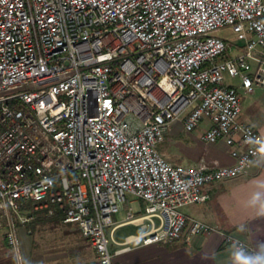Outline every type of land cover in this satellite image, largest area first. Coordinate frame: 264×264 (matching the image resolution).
Returning a JSON list of instances; mask_svg holds the SVG:
<instances>
[{"label":"built area","instance_id":"obj_1","mask_svg":"<svg viewBox=\"0 0 264 264\" xmlns=\"http://www.w3.org/2000/svg\"><path fill=\"white\" fill-rule=\"evenodd\" d=\"M226 28L244 42L235 57L213 35ZM227 75L247 93L264 86L263 0H0V231L16 264L18 226L39 216L77 224L97 264H115L138 239L214 234L180 209L264 157ZM178 120L187 132L207 124L202 139L224 142L233 165L169 162L158 146ZM127 195L144 205L123 224L144 233L112 252ZM224 242L256 251L230 234Z\"/></svg>","mask_w":264,"mask_h":264},{"label":"crops","instance_id":"obj_2","mask_svg":"<svg viewBox=\"0 0 264 264\" xmlns=\"http://www.w3.org/2000/svg\"><path fill=\"white\" fill-rule=\"evenodd\" d=\"M239 87L240 121L253 126L264 137V86H256L251 93H247L240 84ZM175 125L174 128L179 133L182 121ZM206 127L207 124L202 123L195 130V136L190 139L189 145L168 148L165 158L173 164H184L186 167H197L200 164L213 168L232 166L234 160L224 142L211 144L202 139L201 134ZM203 190L209 199L191 206L185 214L215 228L214 234L194 236L189 240L185 239L184 234L181 239L169 244L143 245L138 239L130 243L129 251L120 253V264H232V253L236 250L224 242V235H233L256 250L259 244L264 243V210L259 209L258 205L250 204L257 192L261 194V200H264V157L255 159L251 167L236 178L208 184ZM142 208L143 206L140 207L141 212ZM131 209L130 211L133 210ZM124 221L116 223L114 230L109 231L110 247L114 251L130 242L132 237H139L144 233L142 227L133 223L123 224ZM130 225L138 227L141 232L127 235L120 233L123 227ZM2 242L7 243L5 238ZM87 245L86 242V247ZM81 256L76 264H97L95 253L92 262L83 261V255ZM51 260L44 256L37 264H46Z\"/></svg>","mask_w":264,"mask_h":264},{"label":"rangeland","instance_id":"obj_3","mask_svg":"<svg viewBox=\"0 0 264 264\" xmlns=\"http://www.w3.org/2000/svg\"><path fill=\"white\" fill-rule=\"evenodd\" d=\"M213 35H216L227 42L228 50L226 55L228 57H235L242 52L244 42L237 39V35L232 32L231 28L219 30ZM250 63L252 65V70H254L255 63L253 61ZM225 81L227 84L236 87L237 90L239 88L238 91L241 92L239 87L240 81L238 78L232 79L227 75ZM178 122H181V120H178L169 127V133L166 135L164 143L158 146V151L163 154V156L165 155L166 150L171 146L189 145L190 139L195 136L194 134L196 131H185L183 128V123L182 129L179 131V133H177L174 127L176 126L175 124H178ZM126 198L128 202L124 203L120 207L119 211L112 217L114 224L125 220L131 208L133 209L131 210L135 215H140L142 213L140 211V207L144 205L142 201L131 195H127ZM191 206L195 205H187L182 207L180 210L185 214L187 209ZM39 217L42 219L41 216ZM18 227L20 253L25 264H37L39 259L44 258V256L50 257L52 259L46 264H76L82 257L81 255H83L82 259L85 262H92L94 259L93 249L88 246L89 244L86 247L87 241L83 238L77 224L75 223L64 224L62 223L61 219H59V222L57 223V220L53 221L52 219H49L47 221L36 220L32 226L26 224L19 225ZM140 232L141 231L138 227H133L131 225L123 227L120 230V233H123V235ZM3 235L4 231H0V264H16L15 249L11 246L8 247L9 245L7 243L2 242L4 238ZM110 249L112 252H115L112 246ZM120 261H122L120 254L114 255L113 262L115 264H120Z\"/></svg>","mask_w":264,"mask_h":264},{"label":"clouds","instance_id":"obj_4","mask_svg":"<svg viewBox=\"0 0 264 264\" xmlns=\"http://www.w3.org/2000/svg\"><path fill=\"white\" fill-rule=\"evenodd\" d=\"M250 141L258 144V151L264 155V137L250 138ZM250 204L264 210V200H261L259 192L252 197ZM232 264H264V243L259 244L253 253H245L243 250L232 253Z\"/></svg>","mask_w":264,"mask_h":264},{"label":"trees","instance_id":"obj_5","mask_svg":"<svg viewBox=\"0 0 264 264\" xmlns=\"http://www.w3.org/2000/svg\"><path fill=\"white\" fill-rule=\"evenodd\" d=\"M49 219H52L53 221H56V220H57V223H58L60 217H59V216H56V217H54V218H46V219H45V218H42V219H41V218H36V219L33 220L32 222H30L29 225L32 226V224H33L36 220H46V221H47V220H49Z\"/></svg>","mask_w":264,"mask_h":264}]
</instances>
